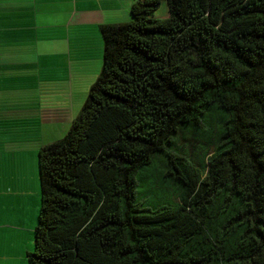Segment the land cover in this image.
Listing matches in <instances>:
<instances>
[{
	"label": "trees",
	"instance_id": "1",
	"mask_svg": "<svg viewBox=\"0 0 264 264\" xmlns=\"http://www.w3.org/2000/svg\"><path fill=\"white\" fill-rule=\"evenodd\" d=\"M130 15L99 27L100 74L38 151L27 264H264V0H132ZM210 107L219 128L200 122ZM159 154L180 191L146 208L136 176Z\"/></svg>",
	"mask_w": 264,
	"mask_h": 264
},
{
	"label": "crops",
	"instance_id": "2",
	"mask_svg": "<svg viewBox=\"0 0 264 264\" xmlns=\"http://www.w3.org/2000/svg\"><path fill=\"white\" fill-rule=\"evenodd\" d=\"M130 2L0 0V264H27L40 207L37 154L75 119L63 71L92 64L99 27L122 24Z\"/></svg>",
	"mask_w": 264,
	"mask_h": 264
},
{
	"label": "rangeland",
	"instance_id": "3",
	"mask_svg": "<svg viewBox=\"0 0 264 264\" xmlns=\"http://www.w3.org/2000/svg\"><path fill=\"white\" fill-rule=\"evenodd\" d=\"M130 4H127L122 11V24L130 23L132 21L130 15ZM168 17V8L165 1H162L159 9L155 12V18L165 19ZM100 54L98 48L95 46L92 48L91 55H88V60H92V64L88 67H76L73 66L69 72L63 71L62 78V94H68L70 97V103L73 107L72 117L76 118L83 104L86 101L90 87L96 81L100 74L102 67V56H103V42L100 36ZM97 44V41H93V45ZM67 79V80H66ZM66 81L68 83L66 84ZM71 83L72 86H69ZM71 89V90H70ZM71 91V92H69ZM223 113L216 107L208 108L200 122L206 129L219 128L221 117ZM63 121H65L63 119ZM192 134L194 133L198 138H202V132L197 127H187ZM199 131V132H198ZM164 159L161 154L156 156L151 164L142 169L136 176L137 181V201L146 208H157L163 205H172L171 198L180 191L179 184L171 179L170 176H164ZM164 174V175H163ZM26 264V262H25Z\"/></svg>",
	"mask_w": 264,
	"mask_h": 264
}]
</instances>
